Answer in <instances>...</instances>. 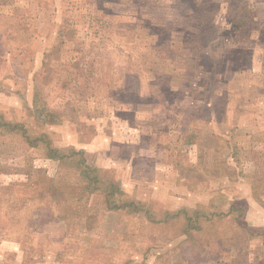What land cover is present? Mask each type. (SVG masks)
Here are the masks:
<instances>
[{
  "label": "rangeland",
  "instance_id": "rangeland-1",
  "mask_svg": "<svg viewBox=\"0 0 264 264\" xmlns=\"http://www.w3.org/2000/svg\"><path fill=\"white\" fill-rule=\"evenodd\" d=\"M261 172L264 0H0V264H264ZM108 180L140 212L108 210Z\"/></svg>",
  "mask_w": 264,
  "mask_h": 264
},
{
  "label": "trees",
  "instance_id": "trees-1",
  "mask_svg": "<svg viewBox=\"0 0 264 264\" xmlns=\"http://www.w3.org/2000/svg\"><path fill=\"white\" fill-rule=\"evenodd\" d=\"M196 12L199 14V22L197 23V25H199V33L195 34L194 36H191L189 34L190 37H196L197 38V42L199 44V47H202V40L203 38H207L209 37L211 34H213L212 30L215 29V24H214V18H210L209 21L204 22V15L201 11V7H196ZM249 12V14L253 13L255 14L256 12L253 11V9H250L247 11ZM246 19L247 17L244 16ZM251 18V16H250ZM202 22L205 23V25H202ZM228 25H229V31L231 36L233 37V39L236 42H248L246 40V36L248 34H250L254 29H257L258 27H254V26H248V25H244V21L242 19H234L232 18L231 20L228 19L227 21ZM247 30V31H246ZM245 33V34H244ZM260 40H262V34L260 35ZM229 54V53H228ZM194 60L196 58V56H191ZM201 59H203L202 57H200ZM38 111V110H37ZM46 111L45 109L42 108V111H38L37 113L34 112L33 116L36 119H41L43 120L45 123H48L46 121V119H49V116L52 115H45ZM51 118V117H50ZM7 129L11 130V126L7 123H5L4 125ZM20 130L23 129V127L20 126L19 128ZM28 139V137H26ZM188 138H186L187 140ZM34 140H41L42 143L44 144V147L46 148V158L48 159H56V160H64V159H72V163L75 166L76 169H78L79 171V176L82 180L86 181V185H85V191H89V193L93 192V188L94 186L97 184L98 181H101V179L98 176V170L95 167L90 166L86 159H85V153L83 152V150H74L73 148H69V149H65L64 151H66L65 153L60 152L59 150H57L56 148L51 147V143L49 138L47 137L46 134H41L40 136L36 137ZM232 148L235 149V146H233ZM232 158H235V166L240 165V161L237 158L236 154H231ZM254 164L257 163L254 161ZM263 170V167H262ZM262 173V172H261ZM264 175V173H262V176ZM262 183L261 180L256 179L255 181H253L252 183V194L251 196L253 197V199L258 202V203H262L264 199V192L259 188V184L258 186H255L254 184L256 183ZM108 192L106 193V199H105V204L108 208V210H125L128 209L129 211L138 213L140 212V203L130 200L128 201V199H123L122 197H124V193L121 191L120 187L118 186V184L116 185L115 182H113L112 180H108ZM257 188V189H256ZM93 189V190H92ZM242 202L240 201H231L230 206H229V212L227 214H234V219H232V221H236L238 222V224L241 226V229L245 231V233H249L251 229H249V227L246 225V222L243 218L244 215V207L241 205ZM238 211V212H237ZM237 212V213H236ZM194 214H197L196 212H194ZM222 216V217H226L225 214L222 215V213H217L214 216ZM232 217V218H233ZM188 220H190L189 217H187ZM249 237V236H248ZM244 246L246 247L247 245V241H243ZM233 247V246H232ZM235 250V248H234ZM237 253V251L235 250V254Z\"/></svg>",
  "mask_w": 264,
  "mask_h": 264
}]
</instances>
